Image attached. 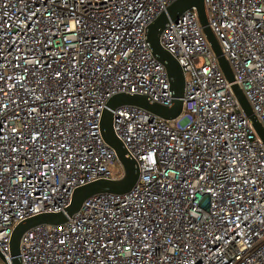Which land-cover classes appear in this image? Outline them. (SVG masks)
Listing matches in <instances>:
<instances>
[{"label":"built area","instance_id":"obj_1","mask_svg":"<svg viewBox=\"0 0 264 264\" xmlns=\"http://www.w3.org/2000/svg\"><path fill=\"white\" fill-rule=\"evenodd\" d=\"M175 0H0V253L13 227L58 212L72 191L124 174L99 124L107 100L171 101L146 27ZM225 77L195 9L160 45L184 75L182 111L129 104L112 131L138 166L125 193L99 192L59 224L19 240L21 264H264V0H203ZM0 264H4L0 260Z\"/></svg>","mask_w":264,"mask_h":264},{"label":"water","instance_id":"obj_2","mask_svg":"<svg viewBox=\"0 0 264 264\" xmlns=\"http://www.w3.org/2000/svg\"><path fill=\"white\" fill-rule=\"evenodd\" d=\"M194 8L202 31L210 43L219 65L228 81L233 80V74L227 61L222 56L219 46L211 33L203 7V0H175L165 11L161 12L145 29V38L152 55L164 65L170 86L171 101L168 105H159L149 97L139 94L118 93L111 96L102 111L100 118V134L104 142L110 146L116 155L117 160L123 167V176L118 179H97L92 182L76 187L71 194L68 205L58 212H44L33 215L19 221L12 229L9 240L8 259L0 253V260L4 264H21L18 258L19 240L22 233L28 228L37 224H59L64 222L68 216L76 212L83 200L99 192L125 193L129 191L138 178V166L133 157L124 148L122 142L112 131L111 110L123 104L135 105L148 110L164 119H173L181 114L182 98L184 92V75L177 60L159 43L161 30L169 20L175 19L183 10ZM232 90L239 101L241 107L251 121L256 133L264 142V130L257 122L251 107L249 106L241 89L232 84Z\"/></svg>","mask_w":264,"mask_h":264}]
</instances>
